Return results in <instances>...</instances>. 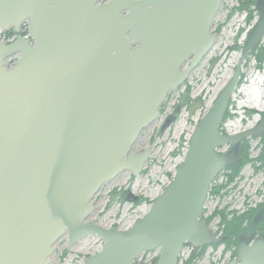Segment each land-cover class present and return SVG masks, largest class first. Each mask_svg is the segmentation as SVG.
I'll return each mask as SVG.
<instances>
[{
	"label": "water",
	"instance_id": "obj_1",
	"mask_svg": "<svg viewBox=\"0 0 264 264\" xmlns=\"http://www.w3.org/2000/svg\"><path fill=\"white\" fill-rule=\"evenodd\" d=\"M101 1L0 0V26L18 34L27 21L30 32L0 44V264H51L66 234L68 249L90 235L101 239L85 264H134L152 251L154 264H178L185 244L226 240L210 229L204 206L239 144L264 134V117L237 133L221 131L243 62L264 37V0L172 180L126 229L89 222L92 201L120 173L142 171L150 146L133 147L168 93L211 51L223 0ZM123 198L143 201L129 190ZM227 264H264V239H241Z\"/></svg>",
	"mask_w": 264,
	"mask_h": 264
},
{
	"label": "rangeland",
	"instance_id": "obj_2",
	"mask_svg": "<svg viewBox=\"0 0 264 264\" xmlns=\"http://www.w3.org/2000/svg\"><path fill=\"white\" fill-rule=\"evenodd\" d=\"M246 2L247 0H223L212 24L217 38L211 51L191 71L181 86L168 93L161 105L160 115L141 132L133 147L136 152H142L150 146L149 157L142 171L137 176H134L131 171H124L104 185L92 201L95 210L88 218L89 222L105 228L131 227L148 211L152 201L172 180L176 166L182 161L187 151L196 123L213 104L224 85L219 87L223 79L222 72L227 68L234 54L241 55L246 39L255 24L258 14L256 6L251 5L254 18L248 22V11L243 9ZM261 54H264V38L243 62L241 78L230 100L228 114L225 115L227 117L223 121V130L227 133L242 131L245 127L256 124L260 116L264 114V107L260 110L249 106L257 99L258 102H264L262 97L259 101L260 93L257 91L254 96L242 89L244 85H250L249 80H245L249 71L255 74L264 73V58L260 59ZM198 99L201 103L196 101ZM256 115H259V118L254 121ZM170 116H173V120L164 127L165 120ZM260 150L261 142L253 139L250 142V159H255ZM257 166H259L258 162L244 165L230 183H228L229 169L222 171L216 177L211 188H222L219 193L209 192L204 206L205 219L215 211L223 209L230 213L228 216L230 219L233 214L236 216L245 214L251 208H257L263 203L264 169L258 170ZM128 190L142 197L143 201L135 203L123 198L122 193ZM258 218H262L261 212L255 211L253 222H256ZM220 222L221 217L218 215L209 222V227L223 235V226ZM225 242L204 247L206 249L203 255L197 257L191 264H227L234 256L233 249L226 250ZM67 245L68 235L66 234L58 240L56 251L52 255L54 261L51 264H85L88 256L101 249L102 242L98 236L90 235L73 244L69 249ZM191 250V246L183 249L179 256L180 264L189 258ZM153 256L154 254L151 253L146 258L140 259L139 264L152 263Z\"/></svg>",
	"mask_w": 264,
	"mask_h": 264
},
{
	"label": "flooded vegetation",
	"instance_id": "obj_3",
	"mask_svg": "<svg viewBox=\"0 0 264 264\" xmlns=\"http://www.w3.org/2000/svg\"><path fill=\"white\" fill-rule=\"evenodd\" d=\"M106 0H102L101 1V3H104ZM257 1V0H256ZM216 16V15H215ZM215 18V17H214ZM214 18H213V21H214ZM213 21H212V24H213ZM212 24H211V30H210V32H211V34H215L216 35V37H215V41H216V38H217V33L215 32V31H213V29H212ZM18 35H20L21 37H24L25 35H26V23L25 22H22L21 23V25H20V29H19V33L18 34H16V35H13L12 34V27H10V28H8V29H4V28H2L1 26H0V43H9V42H11V41H13ZM16 58V57H15ZM15 58H12L11 59V64H13L14 62H15ZM160 115V114H159ZM261 118H260V120L264 117V114H262L261 116H260ZM169 118V117H168ZM167 118V119H168ZM166 119V120H167ZM165 120V121H166ZM259 120V121H260ZM223 124L224 123H222V126H221V131L223 132V133H227V132H225L224 130H223ZM254 125V124H253ZM253 125H251V126H253ZM250 126V127H251ZM249 128V127H248ZM245 129H247V127H245ZM244 129V130H245ZM243 131V130H242ZM237 132H240V131H237ZM237 132H234V133H237ZM253 139H256V140H259L260 142H261V150H260V153H259V155L255 158V159H250V157H249V155H250V142L253 140ZM232 148V146L230 145V146H226L224 149H223V151L224 152H226V151H229L230 149ZM263 149H264V134L263 135H261V136H259V137H249V138H247V139H245L244 141H242L240 144H239V146H238V149H237V154H236V156H235V159H234V161L232 162V164L227 168V169H229L230 170V173H232V172H235L236 170H240L241 168H243V166L244 165H246V164H249V163H259V166H257L258 168V170L259 169H264V166H262V163L261 162H259V161H257V159L259 158V156H260V154L263 152ZM263 154H264V152H263ZM249 159V160H248ZM123 194H124V192L122 193V197H123ZM262 213H264V212H262ZM264 217V214H262V218ZM209 224V223H208ZM259 220L258 221H256V222H252L251 224H250V226L247 228V230L245 231V232H243L239 237H238V244H239V242H240V240L241 239H243V238H245L246 239V241L249 243L250 241H253L254 239H256V238H263L264 239V234L259 230ZM222 233H224L223 234V236H226V240L225 241H227L228 240V238H229V236L226 234V232L225 231H223L222 230ZM252 237V238H251ZM238 244H237V246H238ZM186 246H191V245H185L184 246V248L186 247ZM236 249H237V247H236ZM195 249L194 248H192V250H191V253H190V255L192 254V252L194 251ZM154 254V256H153V258L151 259V261H152V263L151 262H148V264H154L155 262H156V259H157V253H153ZM148 255H150V253H144L143 255H142V257H141V260L143 259V258H146ZM190 255H189V257H190ZM189 259V258H188ZM187 259V260H188ZM146 260V259H145ZM186 260V261H187ZM184 262L183 264H190L188 261L187 262Z\"/></svg>",
	"mask_w": 264,
	"mask_h": 264
},
{
	"label": "trees",
	"instance_id": "obj_4",
	"mask_svg": "<svg viewBox=\"0 0 264 264\" xmlns=\"http://www.w3.org/2000/svg\"><path fill=\"white\" fill-rule=\"evenodd\" d=\"M255 3H256V0H247L245 6L243 7L244 10L248 11V15H247V21L248 22H250L254 18V16H253L254 10L251 9V5H253V4L255 5ZM261 55H262V57L260 59H263L264 54H261ZM186 99L188 102L189 101L188 93H187ZM196 101L198 103H201V102H199L200 99H198ZM227 114H228V112L226 113V115ZM226 117L227 116L224 117V120L226 119ZM263 152H264V149H263ZM263 152L260 154L259 158L257 159V161L262 163V166H264V154H263ZM239 171L240 170H236L235 172H232L228 175V177H229L228 183H230L235 178V176H237ZM221 188L222 187H212L210 193L211 192L219 193ZM255 211L261 212V215L264 214V213H262V212H264V201L257 208H254V209L251 208L245 214H241V215H237V216L235 214H233V217L230 219L228 218L230 213H227L225 209L215 211L209 218L206 219L207 222L209 223L214 217H216L218 215L221 217L220 225L223 226V231H225L226 234L229 236L228 240L225 242L226 250L233 249V256H235L236 247L238 244V237L243 232H245L247 230V228L250 226V224L253 222ZM257 220H259V223H260L259 224V230L264 234V217L261 219L258 218ZM186 245H189V244H186ZM205 249L206 248H202L200 250H194L187 261L191 264L197 257H201L203 255Z\"/></svg>",
	"mask_w": 264,
	"mask_h": 264
},
{
	"label": "bare ground",
	"instance_id": "obj_5",
	"mask_svg": "<svg viewBox=\"0 0 264 264\" xmlns=\"http://www.w3.org/2000/svg\"><path fill=\"white\" fill-rule=\"evenodd\" d=\"M240 54H234L232 56V58L230 59L229 63L227 64V68L222 72V81L219 87H221L223 84L226 83V81L229 79V77L231 76L232 72H233V67L235 66V64L238 61ZM245 80H249L250 85L249 86H243L242 89L246 92H250L251 95H256L255 93L258 91V93H260V97H259V101L264 98V73L262 74H255L253 73V71H249L247 78H245ZM259 89V90H258ZM209 104V102H208ZM207 104V106H208ZM263 104L264 102L260 101L258 102V99L256 102L251 103L249 106H252L254 108H259L260 110L263 109ZM259 115L255 116V120H258Z\"/></svg>",
	"mask_w": 264,
	"mask_h": 264
}]
</instances>
